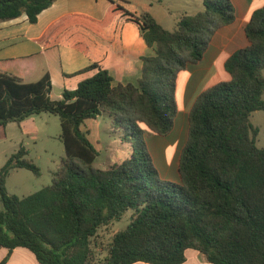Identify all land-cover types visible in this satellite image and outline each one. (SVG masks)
<instances>
[{
  "label": "trees",
  "instance_id": "obj_1",
  "mask_svg": "<svg viewBox=\"0 0 264 264\" xmlns=\"http://www.w3.org/2000/svg\"><path fill=\"white\" fill-rule=\"evenodd\" d=\"M55 1L0 0V23L27 15L34 24ZM203 6L173 31L150 13L119 8L153 49L134 83L115 84L101 68L54 101L48 75L28 84L0 67V127L58 116L66 150L52 184L26 197L6 186L14 169L41 175L26 148L0 170V248L8 250L0 264L18 248L40 264H184L188 250L211 264H264V148L251 122L254 112L264 111V6L245 28L248 46L226 62L231 80L202 92L189 114L179 182L162 179L147 146L148 131L167 136L174 128L179 73L203 59L216 31L236 21L231 0H204ZM104 113L130 149L99 169L103 145L88 122ZM130 211L129 224L99 260V231Z\"/></svg>",
  "mask_w": 264,
  "mask_h": 264
},
{
  "label": "crops",
  "instance_id": "obj_2",
  "mask_svg": "<svg viewBox=\"0 0 264 264\" xmlns=\"http://www.w3.org/2000/svg\"><path fill=\"white\" fill-rule=\"evenodd\" d=\"M231 1L236 21L216 31L203 59L179 73L176 92L178 114L174 130L167 136L156 135L152 142L163 144L183 119L189 122V114L202 92L231 80L226 62L233 53L248 46L245 28L253 12L264 6V0ZM203 2L56 0L38 16L34 24L27 15L0 23V67L21 75L28 84L36 83L48 75L52 82L50 97L54 101L61 100L66 90H76L81 82L95 76L101 68L110 73L115 84L134 83L143 67V57L152 55L153 49L144 39L140 26L129 20L119 8L136 15L150 13L165 29L173 31L184 15H195L202 11ZM191 5L195 6L193 13L187 11ZM221 69L224 76L220 77ZM181 80L182 107L178 101ZM35 121L34 116L23 121L20 126L26 131H34L28 130V125ZM187 141L186 138L182 148ZM150 154L154 159L152 151ZM158 171L161 172L160 168ZM160 175L168 181L181 180L180 172L178 176L165 177L162 172ZM19 249L22 248L14 250L7 264H40L33 253H17ZM187 263L188 260L184 264ZM201 264H205L204 258Z\"/></svg>",
  "mask_w": 264,
  "mask_h": 264
},
{
  "label": "rangeland",
  "instance_id": "obj_3",
  "mask_svg": "<svg viewBox=\"0 0 264 264\" xmlns=\"http://www.w3.org/2000/svg\"><path fill=\"white\" fill-rule=\"evenodd\" d=\"M185 1L188 2V0ZM193 6L191 5V9L187 11L193 13L192 11L195 8ZM220 72V77L224 76L222 69ZM182 87L183 81L181 80L178 93L180 107H182ZM35 120L34 123H29L28 125V130L34 131H26L15 122L9 123L6 128L0 127V170L7 163L8 159L20 150L21 146H24L28 151L26 158L32 160L41 170L40 176L35 175L27 169L12 170L6 184L8 192L11 195L26 197L51 185L55 173L59 169L62 160L66 157L65 145L61 136L62 127L60 117L44 113L35 116ZM251 122L255 128L259 129L256 138L257 145L260 148H264V111L254 112L251 116ZM88 123L90 127L94 125V129L97 127L95 130L98 131L103 145L102 152L95 162L96 168L104 169L109 163L118 162L127 155L130 148L124 143L123 131L117 129V126L113 123V117L109 113H104L97 121L91 120ZM189 128V122L186 118L183 119L172 136L161 145L157 142H152L157 134L150 131L147 132V140L149 141L148 150L150 153L152 151L154 164L160 168L163 176H178L181 155L184 149L182 147L186 142V138L188 139L189 137ZM178 142V146L168 148L171 145H176ZM2 209L3 204L0 201V211ZM131 214V211L128 212L121 221L115 222L99 231L96 241L97 244H95V251L99 260H103L106 257L108 253L107 245L113 235L127 227ZM19 252L30 251L19 249L17 253ZM7 253L8 250L4 248L0 251V262ZM203 258L205 264H211L198 251H187V264H201V259ZM13 264H16V262Z\"/></svg>",
  "mask_w": 264,
  "mask_h": 264
}]
</instances>
